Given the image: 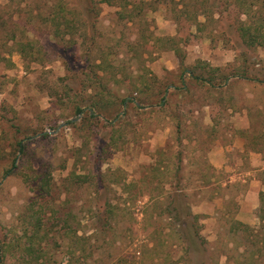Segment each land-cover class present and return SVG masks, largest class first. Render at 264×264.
Masks as SVG:
<instances>
[{"label": "rangeland", "instance_id": "374dc122", "mask_svg": "<svg viewBox=\"0 0 264 264\" xmlns=\"http://www.w3.org/2000/svg\"><path fill=\"white\" fill-rule=\"evenodd\" d=\"M175 12L0 0V264H264V196L210 162L216 145L263 131L264 84L219 91L187 73L264 78V41L244 46L232 11ZM174 199L196 220L176 221Z\"/></svg>", "mask_w": 264, "mask_h": 264}, {"label": "trees", "instance_id": "16d2710c", "mask_svg": "<svg viewBox=\"0 0 264 264\" xmlns=\"http://www.w3.org/2000/svg\"><path fill=\"white\" fill-rule=\"evenodd\" d=\"M106 1H110V0H106ZM249 1L250 0H168V4L172 3V5L174 6V9L176 11L174 13V14H176V15H174V18H173L174 20H175V18H177L179 16L180 17L184 16L186 19L188 16H190L191 19H194L196 13H197V15L205 13L206 15L212 16L214 13L217 12V13H219V16L221 17V15L223 13H225L226 11H232L233 13L237 14L236 21H234V22H235V26L237 28V31L239 33L240 40H241L242 44L248 48V47H252L255 43H261L262 44V42L264 41V33H262L261 27L258 25L259 21H258V19L255 18V12L252 11L254 4L251 5V3L252 2L255 3V1L254 0L252 2L251 1L249 2ZM204 3H207L208 7H203ZM247 4L250 7V9H248V6L245 9H243ZM262 5H264V2L261 3V6H260L261 8H263ZM147 8L149 10L152 7H150L148 4ZM188 8H189V11H188ZM235 9H237V10H235ZM239 9L241 11H243L242 13H244V14L246 13L248 15V20L246 19L247 21L240 19V15H238ZM190 10H192L193 15H191ZM80 11L84 15L83 9H80ZM246 11H249V12L247 13ZM263 17H264V15H263ZM250 19H252V20H250ZM238 20H240V21H238ZM233 25H234V23H233ZM90 39H91V35L89 38H87V40H90ZM92 40H93V38H92ZM91 43H93V41H91ZM93 47H94V45H93ZM25 48L26 47H23L22 50H25ZM0 58H4V57L1 55ZM187 73L189 74V78L192 79L193 81H195V83L203 84V85L207 86L209 89L212 88L214 90H219V91H222V90L225 91L231 85V83L233 81H235L236 79H244V81H252V82L257 83L258 85L264 84V78L263 77L256 78L255 76L251 77L250 75H247V69L244 67H242L241 69H238L237 67H234L231 69L215 68V69H212V71L210 73H208V75H206V76L205 75H199V74L197 75L193 72V70L192 71L188 70ZM180 80L183 83L185 78L183 76H180ZM176 88H179L180 90L185 89L183 84H182V87H176ZM175 90L178 91V89H175ZM229 100H232V98H230ZM164 103H165V101H164ZM262 107L264 109V106H262ZM247 111H248V113H247L248 121L253 120L252 111H250V109ZM254 111H255V113L258 114V116H259V114H262V113L264 114V112L256 111V108H254ZM259 118H261V117H259ZM181 126H182L181 123L178 122L177 127L179 128ZM243 135L248 140H256V141H261V142L264 140V132L263 131H259V132L252 133V134H248L247 132H244ZM179 144L181 145V142ZM18 148H19V151H22L23 145L21 143H18ZM180 160H181V158H179V161ZM211 168H212V166H211ZM9 171L10 170H6L5 174H8ZM261 196H264V194H261ZM176 202L174 199L173 207L171 208L172 212L173 211L175 212L173 216H174L176 221L179 220L180 222H183L184 221V219H182L183 217L184 218L188 217L192 221L196 220V218H197L196 215L187 211V209L183 210L181 207H179L180 202H177V203ZM192 224L190 225V227H192ZM194 236H197V234L195 233ZM1 260L2 259L0 256V263H1Z\"/></svg>", "mask_w": 264, "mask_h": 264}, {"label": "crops", "instance_id": "0c3cea01", "mask_svg": "<svg viewBox=\"0 0 264 264\" xmlns=\"http://www.w3.org/2000/svg\"><path fill=\"white\" fill-rule=\"evenodd\" d=\"M256 111L264 112V109L260 105ZM247 113L248 111L245 110L244 115L241 118L242 120H248ZM216 147L217 148L215 150L217 156L214 157V159H210L212 166L215 168H225L226 170H231L228 177L242 179L246 182L249 181V185L254 186L252 187V190H249V192L253 193L256 187V191L259 192L260 196L261 194H264V140L261 142L248 140L246 137H235L228 144H218ZM233 149H235V152L237 151L244 154L243 157L248 164L247 167H239V161L235 163L234 166L228 162L230 156H227V153ZM255 206L256 205H252V208H255Z\"/></svg>", "mask_w": 264, "mask_h": 264}]
</instances>
